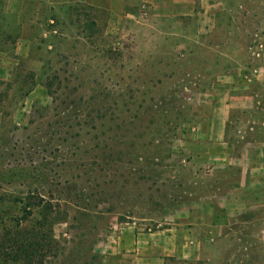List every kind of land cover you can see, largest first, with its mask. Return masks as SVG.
Wrapping results in <instances>:
<instances>
[{"label":"rangeland","instance_id":"1","mask_svg":"<svg viewBox=\"0 0 264 264\" xmlns=\"http://www.w3.org/2000/svg\"><path fill=\"white\" fill-rule=\"evenodd\" d=\"M24 1L0 0V264L49 225L45 264H264V0H134L116 29Z\"/></svg>","mask_w":264,"mask_h":264},{"label":"crops","instance_id":"2","mask_svg":"<svg viewBox=\"0 0 264 264\" xmlns=\"http://www.w3.org/2000/svg\"><path fill=\"white\" fill-rule=\"evenodd\" d=\"M6 1V13H10V14H23L24 13V0H5ZM42 0H35L36 5V14L39 15L40 13V9L38 7H42L41 2ZM134 0H60L58 3H51L49 2L50 5V9L51 7H55V6H81V7H85V6H89L93 9L96 10H102V11H107L109 14V23H108V27H111L112 29H116V25L118 23L117 20H119L122 16H124L127 13V9L130 5V2H132ZM140 2V4L142 3H152V4H160V6L165 5L164 0H138ZM38 9V10H37ZM222 128H228L229 127V122H225L224 124H221ZM222 134L225 136L224 132L222 131ZM222 136V139L223 137ZM227 143V141H224ZM258 143L264 145V139H261ZM260 159V158H259ZM264 159V157H263ZM264 161V160H263ZM245 186L242 188L240 186L239 189H244ZM135 244H138V241H134ZM138 252L139 249H134L133 251ZM133 259H135L137 262L136 264H140V262L142 261L144 263V261H148V259H144L143 258H139L138 254L133 255L132 256ZM140 261V262H139ZM132 264H135L132 263Z\"/></svg>","mask_w":264,"mask_h":264},{"label":"trees","instance_id":"3","mask_svg":"<svg viewBox=\"0 0 264 264\" xmlns=\"http://www.w3.org/2000/svg\"><path fill=\"white\" fill-rule=\"evenodd\" d=\"M45 221H47L45 219ZM20 223H17V229L19 227ZM41 225V223L39 224ZM49 231L46 234L42 236H38V234H34L35 238L30 239V241L27 242L25 238H23L22 231L16 232L14 234L16 236V240L10 241L8 244V247L14 255L17 256V259L14 260V262L17 261H23L25 264H45V260L48 257L47 251H54L56 248L55 239L53 237V231L51 226L49 225ZM24 239V240H23Z\"/></svg>","mask_w":264,"mask_h":264}]
</instances>
